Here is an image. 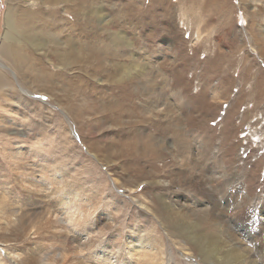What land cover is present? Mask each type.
Returning a JSON list of instances; mask_svg holds the SVG:
<instances>
[{"label": "rangeland", "instance_id": "1", "mask_svg": "<svg viewBox=\"0 0 264 264\" xmlns=\"http://www.w3.org/2000/svg\"><path fill=\"white\" fill-rule=\"evenodd\" d=\"M117 1H113L114 5L100 1L111 18L128 0ZM137 1L144 11L143 25L131 29L132 20L123 23L122 18H115L114 24L134 44L130 51L151 65L152 71L159 72L155 78L159 87L148 90L149 101L160 97L170 102L171 108L156 117L159 121L154 126L141 119L140 109L148 104L146 97L150 95H137L132 100L125 97L123 106L131 112L123 117L127 126L106 123L107 127H102L100 114L90 111L92 116L83 118L81 126L87 133L82 136L73 115L63 112L47 94L36 92L28 102L18 88L17 96L7 89L0 90V187L9 186L8 191L0 189V194L8 202L19 204L13 219H0V255L5 257L12 250L29 260L34 257L29 248L35 240L60 244L65 251L90 257L110 255L108 252L117 248L130 255L140 248L149 251L150 246H137L128 240L129 235L137 233L141 240L147 234L152 243L150 237L155 235L164 248L169 246L170 253L162 255L165 264H208L194 244L190 252L171 245L168 229L158 223L165 211L161 200L166 199L184 212L192 208L207 211L222 236L243 250L249 262L264 264V0H164L163 5L158 0L156 4L153 0ZM7 5L8 0H0V43ZM64 5L67 3L60 4L58 14L73 18L64 12ZM139 37L146 44L144 55L138 48L143 44L138 43ZM156 47L163 50L157 53ZM123 59L130 61L126 56ZM44 65L48 66L43 63L39 68ZM48 67L51 70L54 65ZM1 69L16 79L12 70ZM98 73L93 83L98 90L103 88L110 94V84L105 82L102 71ZM133 75L127 82L141 88L145 77L137 72ZM40 90L43 87L39 86ZM158 91H162L161 96ZM142 99L144 103L140 105ZM80 102L74 105L80 107ZM153 114L150 110L149 118ZM175 117L182 121L180 139L174 134L173 126H180ZM121 129L126 133L117 134ZM136 134L143 142L153 137L152 142L157 143L159 156L154 166L141 159L138 169H134L129 157L127 161L115 156L107 158L105 149L95 151L97 146L109 148L116 138L139 139ZM180 143L183 145H176ZM16 149L19 162L24 159L19 168L12 155ZM17 172L30 181L14 184ZM47 178L57 180L51 182L56 192L71 189V183V188L63 186L69 181L84 193L79 199L74 197L73 202L79 204L93 197L91 201L97 204L90 209L89 222L78 225L73 234L67 227L62 229L65 234L42 238L31 231V223L39 218L42 221L45 209L53 211L55 206L51 198L36 195L27 187H31L32 180L43 183ZM73 194L68 195L69 199ZM11 219L15 221L11 223ZM93 222H99V226L93 227ZM83 228L90 234L80 243L81 236L76 234Z\"/></svg>", "mask_w": 264, "mask_h": 264}, {"label": "bare ground", "instance_id": "2", "mask_svg": "<svg viewBox=\"0 0 264 264\" xmlns=\"http://www.w3.org/2000/svg\"><path fill=\"white\" fill-rule=\"evenodd\" d=\"M8 1L9 5L7 6L9 7L7 14H5L6 26L0 43V90L2 92L7 89L8 92L17 96V93H19L17 90L19 89L21 96H26L28 102L30 97L35 96L36 92L47 94L59 104L63 112L66 111L73 115L74 121L79 127L82 136L87 133L81 126L84 123L83 118H88L91 115L90 111H96V113L100 114L102 127H107L106 123L121 128L128 124L123 121V117L127 116L129 113L131 114V112L126 110L123 106L124 104L122 103V100H125V97L132 100L137 95H144L145 93L148 94L147 96L150 95L149 97H146L148 104L144 103V99L139 100L140 105L143 103L145 105L144 107L142 106L143 109H140L141 114H143L141 119L143 122L149 121V123L154 126H157V121H159L156 117L161 115L164 110L171 108V103L163 98L160 99V97H156L155 100L149 101V98H151L149 91H151L153 87H159L157 83L158 80H155L156 76H159V72L157 73L156 71L155 73V71H152L150 68L151 65L146 63L144 59H139L134 52L130 51V46L133 48L134 46L132 45L134 44H131L127 37L123 35L125 33L119 31L114 24L115 18H122L123 20H121V22L123 23H126L127 20H132L133 25L131 26V29L133 26L136 27V25H143L144 11L141 10V5H139L137 0H128L127 3L124 1L126 5L123 6L125 7L119 8L114 14V18H111L105 13L104 7L100 2L102 0ZM103 1H107L109 5H114L116 3L114 2L113 4L114 0ZM153 1L154 4H156L155 1L157 0ZM158 1L163 5L164 0ZM62 2H65V4L67 3L66 6L64 5V12H69V14H72L73 18L61 15L60 13L58 14ZM98 2L101 5H97ZM45 24L48 25L47 29L43 28L46 26ZM138 43H143L138 48L141 55H144L145 52L142 50L146 44L144 43L143 38L139 37ZM30 49L38 50V52H34ZM155 50L157 53L161 52L163 47H156ZM128 54H131L132 56ZM125 56L130 59L129 63L124 59L121 61V58H125ZM109 61L112 62L109 63ZM49 62H51V65ZM43 63H46V65L50 67L54 65V67L51 68L52 71L45 65L39 68V65ZM1 68H6L10 71L12 70L15 73L16 79L11 78L8 73L3 72ZM83 69L85 72L82 71ZM101 71L106 78L105 82L110 84V94H106L103 91V88L98 90V88H96L98 85L93 83V78L99 75L98 72ZM88 72L92 73L87 74ZM133 72H137V75L145 77L146 83L143 84L141 88H134L127 82L128 78L135 77ZM106 76L109 77V79H107ZM150 77L152 78L149 80ZM153 81H155V84ZM27 86L30 87V89ZM39 86L43 87V90L38 91ZM22 92L25 94H22ZM161 92L162 91H158L160 96L162 95ZM151 93H153V91ZM112 94H114V96ZM115 97L118 99H114ZM85 100L86 103L84 102ZM77 102H80L83 106H75L74 104ZM89 103L91 104L90 106L88 105ZM150 110L154 111L151 118L148 116ZM175 120H177L176 123L180 126H173L174 134L180 139L179 130L182 121L180 118L176 117ZM155 129L158 130L157 128ZM118 133L125 134L126 132L121 129L117 134ZM138 137L139 139H130L128 137L127 140H125L124 138V141L116 138L112 143L110 142L109 148H107V145L104 147L97 146L95 151L105 149L106 154H104V156L107 158H114L115 156L119 159L125 160L129 157L134 161V163H129L130 167L134 169H138L137 165L141 159L146 160L145 163L154 166V162L159 156L157 143L152 142V139H154L153 137L148 138L149 140L146 142H143V140L140 139V136ZM176 145L180 146L183 144L180 143ZM92 147L93 145L91 144L90 149H92ZM16 150L17 151L12 155L16 157L15 159H17L19 168V165L23 163L22 161L24 159L20 158L22 161L21 163L19 162L16 156L18 149ZM22 172L23 171L20 173ZM20 173H16L14 184H18L24 179L30 181L25 177L21 178L19 176L21 175ZM48 179L49 178H47V181H43L44 185L42 182L38 183L36 181L35 183L32 180L30 184L32 188L27 187L29 186V183L26 186L27 190L31 191L33 189L35 192L32 191V193H35L36 195L46 196L47 199L51 198L55 206L53 211L51 209H45V216H47L43 217V219L46 218L44 222L43 219H41L42 221H39L40 218L37 219L35 223L33 221V224L31 223V226L33 225L32 230L31 228L30 230L33 231L32 233L38 238L50 234L56 236L57 234L61 235L64 233L62 230L64 227H67L68 232L73 234L77 231L78 225H86L89 222V219L92 217L90 209L97 204L93 202V197L90 198L91 200L93 199V201L86 197L87 199L82 200L81 203H79L78 200L79 204L73 202L74 197H78L79 199L84 193L82 192V194L77 191L75 185L69 181L63 186L71 188L69 185V183H71V189H62V191L56 192L57 190L55 191L52 188L53 185L51 182L57 180L54 178L49 179V181ZM74 181L73 182L76 183V180ZM2 186L3 187H0L1 191L9 190L7 184H3ZM72 192L74 193L72 196L73 198L69 199L68 195H71ZM0 197L2 198L0 202V219L6 218V221L10 219L9 217H12L13 219V215L17 212V209L19 210V204H16L17 201L8 202L3 194H0ZM161 201L163 204L162 207H164L165 211L160 214V220H158V223L165 229H168L172 246L179 245L181 251L190 252L193 250L192 246L194 244L196 249L202 251L204 259L208 264H253L249 262V257L243 250L230 244L222 236L221 229L215 225L216 223L214 224V222L212 223V220H209L207 211L192 208L188 209L189 211L184 212L176 207V204L173 203L174 205H171L166 199H162ZM95 208L93 209L95 210ZM12 219L11 223L15 221V219L14 221ZM111 219L113 220L112 217ZM94 224L95 223L93 222L92 226ZM85 229L86 228H83L78 234H76V236H81L80 243L83 239H89L87 235L90 233L85 232ZM132 231L134 232V229ZM150 238L152 243L149 241V236H147V234H145V237L142 240L138 238L137 233L128 236V240L132 244L136 243L138 244L137 246L143 247L150 246L151 248L149 251L140 248L139 250L141 251H136L133 255H130L128 252L117 248L115 250L112 249L113 252L116 251L114 254H111L113 252H108L110 255L105 254L104 256H101L95 254L93 257L84 254L77 255L76 252L65 251L64 247L60 244L57 245L51 242L46 243L42 242V240H35L29 248L31 255L34 254L35 258L30 257L29 260L26 258L23 259L24 257H21V253L13 254L11 250L5 257L0 255V264H5V258L9 260L10 264H27V261L34 264H128V262H130V264H165L162 255L166 251L170 253L169 246L167 249L164 248V245L160 244L159 239L155 235H152ZM140 241L146 242L147 244L143 245ZM19 260L20 262H18ZM254 264H257V262H254Z\"/></svg>", "mask_w": 264, "mask_h": 264}, {"label": "snow or ice", "instance_id": "3", "mask_svg": "<svg viewBox=\"0 0 264 264\" xmlns=\"http://www.w3.org/2000/svg\"><path fill=\"white\" fill-rule=\"evenodd\" d=\"M98 226H99V222L93 225V227H98Z\"/></svg>", "mask_w": 264, "mask_h": 264}]
</instances>
